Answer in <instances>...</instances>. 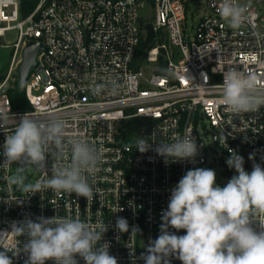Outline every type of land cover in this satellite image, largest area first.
<instances>
[{
  "label": "built area",
  "instance_id": "built-area-1",
  "mask_svg": "<svg viewBox=\"0 0 264 264\" xmlns=\"http://www.w3.org/2000/svg\"><path fill=\"white\" fill-rule=\"evenodd\" d=\"M238 2L250 8L241 28L234 30L219 16V0H204L203 16L191 28L185 0H40L26 19L21 17L19 0H0V39L10 32L17 36L12 45L13 66L0 81V114L9 109L16 123L25 114L13 111L4 91L19 68L26 43H40L44 49L25 84L31 106L27 113L39 120L63 119L66 140L84 138L102 152L98 171L89 177L94 190L89 202L75 193L52 189L21 193L6 179L17 165H0V234L9 232L3 237L4 245L14 247L18 239L26 241L10 233L11 225L26 217L104 221L109 228L103 241L110 244L109 252L118 264H144L139 257L159 236L171 190L189 169L224 164L229 149L244 158L247 172L253 163L264 168V107L235 116L223 105L219 86L223 71L230 67L264 79V0ZM146 5H153L155 39L138 66V48L146 38L141 10ZM160 58L163 64L157 66ZM148 65L155 69L147 72ZM112 80L119 84L116 93L93 94L94 84ZM14 126L10 119L0 127V163L5 136ZM174 133H191L195 138L194 162L166 164L153 150ZM141 137L151 142L144 153L136 150L135 142ZM52 163L49 157L48 169L29 168L28 181L50 177ZM226 174L232 177L229 167ZM118 217L139 232H117ZM254 228L261 230L259 221ZM132 248L134 256H130ZM8 255L13 264H24L27 259L24 253ZM76 259L85 264L79 256ZM170 259L171 264H182Z\"/></svg>",
  "mask_w": 264,
  "mask_h": 264
},
{
  "label": "clouds",
  "instance_id": "clouds-1",
  "mask_svg": "<svg viewBox=\"0 0 264 264\" xmlns=\"http://www.w3.org/2000/svg\"><path fill=\"white\" fill-rule=\"evenodd\" d=\"M249 8L250 4H240L238 0H219L217 12L235 30L243 25ZM219 86L223 105L235 116L255 113L264 107V79L255 72L230 67L223 71ZM118 88L119 84L112 80L94 84L92 91L99 95L104 91L116 93ZM9 112L8 109L0 114V127L10 119L15 125L11 134L5 136L4 159L0 165L16 164L17 168L7 176V182L25 194L52 189L57 193H75L91 201L94 190L89 177L98 171L102 152L84 138L66 140L67 125L59 117L39 120L25 113L16 123ZM135 143L141 153L151 148V142L142 137ZM153 150L166 164L194 162L198 154L191 133H174L169 141L159 142ZM229 152L226 164L236 174L225 186L216 184L213 169L197 167L189 169L172 188L168 207L161 216L160 234L139 257L144 264H171L173 257L182 264H264V168L253 163L249 173L244 168V158L235 150ZM49 157L54 160L51 176L28 181L27 170L48 169ZM249 159L254 160V156L250 155ZM256 221L260 231L254 228ZM108 228L104 221L93 224L58 215L35 220L26 217L14 222L10 232L17 238L26 237V241L18 239L14 247H9L2 243L9 232L0 234V248L4 249L0 251V264H13L8 252L14 257L24 253L27 257L24 264H46L49 260L54 264H78L77 256L85 264H118L109 252L110 244L103 241ZM169 229L185 230L186 234L178 236ZM115 230L139 232L138 227L130 229L123 217L116 219ZM130 256H134V248Z\"/></svg>",
  "mask_w": 264,
  "mask_h": 264
},
{
  "label": "rangeland",
  "instance_id": "rangeland-1",
  "mask_svg": "<svg viewBox=\"0 0 264 264\" xmlns=\"http://www.w3.org/2000/svg\"><path fill=\"white\" fill-rule=\"evenodd\" d=\"M185 1H187L186 4L188 8V23H190V28H191L192 25H196L203 16L204 0H185ZM240 2H243V0H240ZM152 7L150 5H146L141 10V16L144 24H152L154 21V11H152ZM16 39L17 36L15 32L7 33L6 37L0 39V73H2V71L7 70L5 78L7 77L8 73L10 72V69L13 66L15 53L14 51H12V45L14 44ZM18 59L19 57L17 58V60ZM159 63L163 64V58H160L157 66L159 65ZM154 69L155 67L152 68L150 65H148L145 70L147 72H151ZM17 79H18V68L17 70H14L12 74V78L8 81L7 87L4 91L5 93L9 90L14 89V85ZM208 130L210 129L208 128ZM209 146L213 148L212 141H209ZM226 167H228V165L226 164V160H224V164H220V165L215 164L213 166L206 167V169H213L216 172V184L221 187L224 186L223 185L224 182L227 183L228 180L231 178V176L228 177L226 174ZM229 169L232 171V176L236 174L234 169L231 168Z\"/></svg>",
  "mask_w": 264,
  "mask_h": 264
},
{
  "label": "trees",
  "instance_id": "trees-1",
  "mask_svg": "<svg viewBox=\"0 0 264 264\" xmlns=\"http://www.w3.org/2000/svg\"><path fill=\"white\" fill-rule=\"evenodd\" d=\"M19 2L21 17L22 19H26L34 12L40 0H19ZM151 48V46L147 48L144 47V42H141L136 57L138 66H140L141 63L144 61L148 51H150ZM6 72L7 70L2 71V73H0V80H3L5 78ZM6 94L8 95L11 101L12 109L14 112L27 113L31 110V106L28 100L26 99L25 86L21 87L18 83V79L15 82L14 89L7 91Z\"/></svg>",
  "mask_w": 264,
  "mask_h": 264
},
{
  "label": "water",
  "instance_id": "water-1",
  "mask_svg": "<svg viewBox=\"0 0 264 264\" xmlns=\"http://www.w3.org/2000/svg\"><path fill=\"white\" fill-rule=\"evenodd\" d=\"M146 32V38L144 40V47H150L155 39V32L151 24H145L143 26ZM44 49V46L40 43L29 41L26 43L22 53L21 63L18 68V83L21 87H24L31 70L36 66V58L38 54ZM225 186V183L223 184Z\"/></svg>",
  "mask_w": 264,
  "mask_h": 264
}]
</instances>
